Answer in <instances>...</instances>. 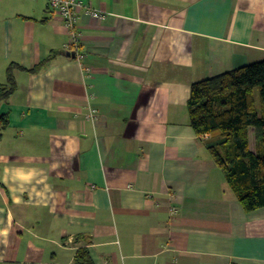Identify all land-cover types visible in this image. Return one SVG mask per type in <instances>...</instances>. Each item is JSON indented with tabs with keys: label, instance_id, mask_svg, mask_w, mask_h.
<instances>
[{
	"label": "crops",
	"instance_id": "crops-1",
	"mask_svg": "<svg viewBox=\"0 0 264 264\" xmlns=\"http://www.w3.org/2000/svg\"><path fill=\"white\" fill-rule=\"evenodd\" d=\"M80 1L82 60L45 0H0V264H264V207L188 109L194 82L264 59V0Z\"/></svg>",
	"mask_w": 264,
	"mask_h": 264
},
{
	"label": "trees",
	"instance_id": "trees-1",
	"mask_svg": "<svg viewBox=\"0 0 264 264\" xmlns=\"http://www.w3.org/2000/svg\"><path fill=\"white\" fill-rule=\"evenodd\" d=\"M8 68L0 100L15 89ZM258 92L259 107L255 92ZM190 124L200 137L245 212L264 207V59L194 82L188 99ZM7 124L0 115V129ZM254 150L250 148V130ZM76 264H93L86 248Z\"/></svg>",
	"mask_w": 264,
	"mask_h": 264
},
{
	"label": "built area",
	"instance_id": "built-area-1",
	"mask_svg": "<svg viewBox=\"0 0 264 264\" xmlns=\"http://www.w3.org/2000/svg\"><path fill=\"white\" fill-rule=\"evenodd\" d=\"M51 10L60 16L69 34V41L66 44L67 50H73L75 57L78 60L84 58V52L81 50V34L78 31L77 22V8L82 5L80 0H45ZM88 13L94 18H103L104 12L86 7Z\"/></svg>",
	"mask_w": 264,
	"mask_h": 264
},
{
	"label": "rangeland",
	"instance_id": "rangeland-1",
	"mask_svg": "<svg viewBox=\"0 0 264 264\" xmlns=\"http://www.w3.org/2000/svg\"><path fill=\"white\" fill-rule=\"evenodd\" d=\"M255 95H256V102H257V104H258V107H259V97H258V92H257V90H256V92H255ZM250 139H251V147L252 148H254V146H255V142H254V133H253V131H252V129L250 130Z\"/></svg>",
	"mask_w": 264,
	"mask_h": 264
},
{
	"label": "water",
	"instance_id": "water-1",
	"mask_svg": "<svg viewBox=\"0 0 264 264\" xmlns=\"http://www.w3.org/2000/svg\"><path fill=\"white\" fill-rule=\"evenodd\" d=\"M67 56L75 57V52L73 50H64L63 51Z\"/></svg>",
	"mask_w": 264,
	"mask_h": 264
}]
</instances>
